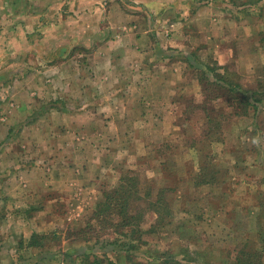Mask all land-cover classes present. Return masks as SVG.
I'll use <instances>...</instances> for the list:
<instances>
[{
	"label": "rangeland",
	"instance_id": "rangeland-1",
	"mask_svg": "<svg viewBox=\"0 0 264 264\" xmlns=\"http://www.w3.org/2000/svg\"><path fill=\"white\" fill-rule=\"evenodd\" d=\"M108 1L98 5L104 10ZM225 2L231 9L227 15L230 24L218 25L217 34L212 30L209 46L167 44L176 51L174 55L190 64L182 67L192 80L191 94L180 98L184 108L175 123L142 126L149 140L140 137L136 142L114 144L93 140L91 134L101 131L95 127L89 131V139L82 141L86 145L83 150H90L84 156L112 155L117 150L125 156L114 162L107 158L100 168L90 171L73 162L68 179L59 181L54 175L56 162H50L54 156H42L39 164L36 159L34 175L33 152L28 148L33 142L23 146L19 139L2 140L9 127L4 104L19 100V77H25L29 102L49 104V98L39 96L35 82L40 79L43 87L51 84L54 89L62 84L50 82L49 74L44 77L51 60L38 55L54 51L56 56L64 45L35 49L34 43L53 34L44 33L52 23H66L73 16L88 26V16H79L89 10H79L70 0H0V33L15 36L19 29L21 32L11 50L2 52L0 46V264H69L64 253L77 255L82 250L115 257V246L108 244V239L116 236L115 228L100 222L94 213L121 184L132 190L123 196L131 200L134 214L141 212L144 234H135L132 246L139 250L119 257L118 264L145 261L156 251L160 259L172 257L182 264L224 263L243 245L264 249V3ZM99 13L96 22L103 23ZM158 16L162 18L158 25L141 21L153 25L149 28L158 35H166L167 29L177 31L174 14ZM60 34L64 36V30ZM94 34L98 35V30ZM208 36L201 34L199 41L207 43ZM222 37L231 44L226 57V47L218 45ZM54 64L60 70L74 67L73 62L61 58ZM218 75L231 85L255 92L262 100L256 107L244 105L238 99L241 90L219 82ZM71 133L77 142L81 140L78 129ZM93 161L91 167L100 163L95 157ZM39 165L41 174L37 173ZM88 177L92 180L85 182ZM161 197L170 207L167 225L149 233L158 217L150 203Z\"/></svg>",
	"mask_w": 264,
	"mask_h": 264
},
{
	"label": "crops",
	"instance_id": "crops-1",
	"mask_svg": "<svg viewBox=\"0 0 264 264\" xmlns=\"http://www.w3.org/2000/svg\"><path fill=\"white\" fill-rule=\"evenodd\" d=\"M103 1L70 0L79 10H89L79 17L83 19L87 15L90 24L87 26L86 21L77 22L75 16L66 23H52L49 29L45 28L44 33L53 34L48 38L41 36L34 43L35 49L46 45H64L56 56L53 55L54 51H50L53 53L49 55H38L42 60H51L46 66L45 70L49 71L44 72V77L49 74L50 82L62 84L60 88L54 89L51 84L43 87L40 79L35 82L39 96L49 98L46 101L49 104H42L45 101L29 102L25 77L17 79L20 87L17 94L19 100L13 105L7 102L4 104V109L8 112L9 127L2 140L11 142L19 139L23 146L33 142L28 148L33 152L34 175L36 159L39 164L42 156H48V159L54 156L50 162H56L54 175L59 181L68 179L73 162H79L83 170L87 167L90 171L100 168L99 164H105L107 158L113 162L122 159L125 154L118 150L113 151L112 155L100 152L98 156L90 153L89 156H84L90 150H83L86 145L82 141L85 137L89 139V131L95 127L101 131L91 134L93 140L114 144L136 142L140 137L143 141L149 140L143 133L142 126L174 124L180 109L184 108L180 98L191 94L192 80L182 67V64H190H186V59L182 56L174 55L176 51L167 44L170 47L209 46L212 30L217 34L218 25L222 28L230 24L227 15L231 14V9L225 0H110L105 3L104 10L102 5H98ZM257 1L260 5L264 3V0ZM99 11V20L104 19L103 23L96 22ZM172 14L177 19L174 25L177 31L167 29L166 35H162V32L158 35L155 29L149 28L158 25L162 19L158 15ZM141 20H148L149 23L152 21L153 25H146ZM19 30L15 36L21 34ZM63 30L64 36L60 34ZM95 30H98L96 36ZM201 34L206 37L209 35L207 43L199 41ZM15 36L0 33L2 52L12 49L14 42L18 40ZM222 38L218 45L224 44L226 57L231 44L227 37ZM57 57V61L61 58L63 62H73L74 67L71 70L58 69L54 64ZM197 84L201 86L199 79ZM193 85L196 87L195 80ZM15 115L16 119L13 118ZM74 128L80 131L77 137L81 140L78 139V142L76 135L71 133ZM58 143L64 150H60ZM68 149H74V152L69 154ZM93 157L100 163L91 167ZM37 173L41 174V165ZM91 180L88 177L85 182ZM233 259H227L224 263ZM207 263L224 264L209 260L198 264Z\"/></svg>",
	"mask_w": 264,
	"mask_h": 264
},
{
	"label": "trees",
	"instance_id": "trees-1",
	"mask_svg": "<svg viewBox=\"0 0 264 264\" xmlns=\"http://www.w3.org/2000/svg\"><path fill=\"white\" fill-rule=\"evenodd\" d=\"M219 82H224L227 85L228 80L222 79L221 75H218ZM230 86L231 85L229 83ZM241 90L242 97L240 99L244 105H249L252 107H256L258 102L262 100L261 98L256 97L255 92H250L246 89H240V87H236ZM129 193L132 192L131 189H128ZM128 191L124 189V185H120L116 191L107 197V201L98 205L99 210L96 211L95 217L97 215V219L100 222L112 224L115 228L116 236L114 239H108L109 245H114L116 249H113L115 257H111L109 253L98 254L95 252L82 250L79 251L77 255H74V252L67 251L64 253L66 257V262L69 264H118L119 257L124 256L125 254L132 253L134 251L139 250L138 246L133 244L134 239H137L135 234H140L142 236V220H141V212L138 214L133 213V205L129 197L124 198L123 195ZM120 192H125L124 194ZM115 203V205H114ZM151 207L157 212V219L155 224L149 229V233H156L160 228H163L167 225V209L170 210L169 204L165 201V199L158 198L155 201H152ZM100 215H104L103 217ZM106 216V218H104ZM95 218V219H96ZM86 230V227H84ZM89 229H93L89 227ZM81 230V229H80ZM159 232V231H158ZM263 232H260L262 235ZM135 237V238H134ZM132 242V243H130ZM264 243V242H263ZM35 244V243H31ZM128 246V247H127ZM73 251V250H71ZM127 252V253H126ZM159 252L150 253L147 255V259L145 261L135 260L133 264H182L180 261H177L175 258H159ZM207 264H215V263H207ZM224 264H264V249L263 248H246V245L240 247L233 259V261L224 263Z\"/></svg>",
	"mask_w": 264,
	"mask_h": 264
}]
</instances>
